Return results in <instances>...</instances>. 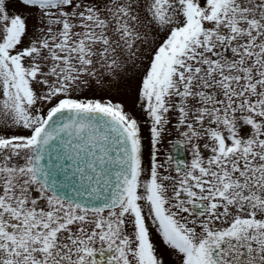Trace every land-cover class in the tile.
Here are the masks:
<instances>
[{
    "label": "snow or ice",
    "instance_id": "obj_1",
    "mask_svg": "<svg viewBox=\"0 0 264 264\" xmlns=\"http://www.w3.org/2000/svg\"><path fill=\"white\" fill-rule=\"evenodd\" d=\"M0 264H264V0H0Z\"/></svg>",
    "mask_w": 264,
    "mask_h": 264
}]
</instances>
